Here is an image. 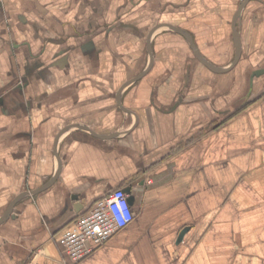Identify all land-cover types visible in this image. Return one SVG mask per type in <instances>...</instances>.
<instances>
[{
  "label": "crops",
  "instance_id": "0c3cea01",
  "mask_svg": "<svg viewBox=\"0 0 264 264\" xmlns=\"http://www.w3.org/2000/svg\"><path fill=\"white\" fill-rule=\"evenodd\" d=\"M125 187L78 264H264V0H0V264Z\"/></svg>",
  "mask_w": 264,
  "mask_h": 264
},
{
  "label": "built area",
  "instance_id": "2783aa9c",
  "mask_svg": "<svg viewBox=\"0 0 264 264\" xmlns=\"http://www.w3.org/2000/svg\"><path fill=\"white\" fill-rule=\"evenodd\" d=\"M132 217L128 194L122 188H114L101 195L90 208L78 213L71 226L59 237L63 263L78 264L128 224Z\"/></svg>",
  "mask_w": 264,
  "mask_h": 264
},
{
  "label": "water",
  "instance_id": "95a60500",
  "mask_svg": "<svg viewBox=\"0 0 264 264\" xmlns=\"http://www.w3.org/2000/svg\"><path fill=\"white\" fill-rule=\"evenodd\" d=\"M177 31L180 32L188 40V42L190 43L191 48L193 49V52L195 53V55L197 56V58L199 60H201L203 63H205L207 66H209L210 68L216 70V68H214L212 65L206 63L205 60H203L202 56L200 55L199 51L197 50V47L195 46V44L193 42L191 36L187 32H185L184 30H182V29H177ZM235 47H236L235 57H234V60H233V62L231 64V66L234 65V63L238 59L239 53H240L239 44H238V40H237V35L236 34H235ZM255 74H258V72H256V71L255 72H252L251 75H250V81H249L250 87L252 85V79H253V76ZM123 190L128 194V200H129V203H130V200H131V196L129 195V193L131 191L130 190V187H125V188H123ZM73 197L75 199L77 198V196H73ZM77 205H78V207H81L82 202H77Z\"/></svg>",
  "mask_w": 264,
  "mask_h": 264
}]
</instances>
